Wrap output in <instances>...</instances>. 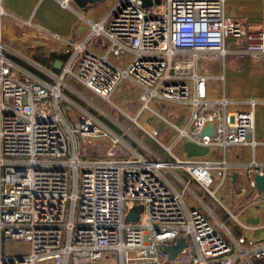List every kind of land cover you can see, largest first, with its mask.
<instances>
[{
  "label": "built area",
  "instance_id": "obj_1",
  "mask_svg": "<svg viewBox=\"0 0 264 264\" xmlns=\"http://www.w3.org/2000/svg\"><path fill=\"white\" fill-rule=\"evenodd\" d=\"M57 1L62 7L72 2ZM224 2L151 0L144 6L142 0H117L106 16L86 20L88 33L82 40L46 31L29 17L26 25L62 44L66 58L58 73L0 39V264H164L170 259L161 247L179 238L184 245L171 260L180 264L264 260V241L234 237L221 221L213 220V209L203 198L208 194L218 202L209 179L212 171L225 177L228 146L254 149L261 143L253 136L258 99H242V106L232 109L233 99L207 95V76L198 70L201 53L225 55L227 36L243 37L238 58L264 55V30L245 31L225 15ZM7 14L0 4V16ZM100 37L104 47L90 48ZM7 54L25 59L48 79L14 71ZM66 78L111 103L118 85L132 80L140 88L139 113L154 114L172 126L178 138L216 148L219 157H179L172 151L173 143L162 142L158 128H144L136 120L168 157L148 147L151 157H120L119 134L90 116L80 115L72 126L67 123L62 104L59 107L66 100L64 90L71 87ZM47 98L51 111L37 106ZM158 102L187 104L186 122L169 120L154 108ZM208 122L213 123V133L201 134ZM75 137L106 139L104 155L82 157ZM166 172H172L177 188ZM263 172L264 164L252 158L247 173ZM250 186L256 189L253 178ZM135 205L142 207L138 219L127 220ZM142 213L145 220L140 222ZM21 240L29 245L25 252L4 247Z\"/></svg>",
  "mask_w": 264,
  "mask_h": 264
},
{
  "label": "crops",
  "instance_id": "obj_2",
  "mask_svg": "<svg viewBox=\"0 0 264 264\" xmlns=\"http://www.w3.org/2000/svg\"><path fill=\"white\" fill-rule=\"evenodd\" d=\"M116 1L100 0L93 3L88 2L81 6L72 0L69 7H62L57 0H0L1 6L8 12L7 15L0 16V39L32 59L39 66H44L58 73L62 62L66 58V52L62 44L59 41L51 40L39 34L35 26L26 25L24 21L30 17L33 23L46 31L57 32L66 39L82 40L88 33L86 20H96L106 16ZM263 11L264 0H225L224 2L225 15L238 21L245 31L251 33L264 30ZM100 42L101 45L99 44ZM243 44V37L227 36L224 43L226 48L225 55L222 56L213 52L201 53L198 70L207 76V95L212 99L219 95L233 99L234 103L230 105L232 109L242 106L239 102L242 99L248 97L258 99L255 109L253 136L261 143L254 149L249 145L228 146L225 151V159L228 163L225 168V177L221 178L212 171L213 177L209 179L211 187L215 190L218 202L214 201L208 194H205L203 198L213 209L215 214L213 220L216 222L221 221L234 237L244 235L253 242H260L264 241V200L261 199V191L250 186V180L254 174L250 175L247 173V167L252 158L258 164H264V55L245 54L238 58L236 50ZM103 45L104 42L101 37L89 44L90 48L97 50H101L104 47ZM7 55L14 63V71L18 70L20 74L30 75L32 78L48 79L40 69L30 65L25 59L12 54ZM200 60L204 61L203 64L207 63L202 69L199 66ZM54 64H60V66L56 67ZM212 79L222 85H219L218 90H215L211 82ZM67 80L70 83V79ZM124 83L135 87L137 95L140 88L129 79L123 80L118 85L117 94H126ZM174 105V107H177L176 109L173 110L174 107L172 106L165 108L163 112L161 111L162 114L166 116L168 114L173 122H186V114L183 113L187 112L186 108H188V105L184 103ZM164 125V123L157 121L152 123L151 126L158 128L161 136L165 137L166 128ZM111 128L109 129L119 134L121 141H123V133L118 132L113 127ZM125 134L127 135V133ZM148 139V141L142 142L143 146L141 144L132 146L124 140L122 148L126 150L127 154H125V157H131L138 153L151 157L146 147L161 156L166 153L163 149L162 154L160 151L155 150L152 144L159 145L153 139ZM180 140L182 138H178L176 134L169 144L173 143L172 148L176 147L178 152L183 148L184 154L189 156V158L202 156L219 157L220 151L216 148L198 145L185 139H183V142ZM122 151L124 152V150ZM181 156L183 155L181 154ZM176 172L185 177L182 170L177 169ZM200 174L205 176V172L201 171ZM168 179L174 187L177 186L173 180ZM206 198H209L210 201ZM185 201L187 205H190L192 198L187 195ZM21 243L28 245L26 241L22 240L8 241L6 245L17 246ZM245 247L249 248V244L245 243ZM7 250L25 252L12 250L11 248ZM164 264L180 263L170 259ZM255 264H264V260H255Z\"/></svg>",
  "mask_w": 264,
  "mask_h": 264
},
{
  "label": "rangeland",
  "instance_id": "obj_3",
  "mask_svg": "<svg viewBox=\"0 0 264 264\" xmlns=\"http://www.w3.org/2000/svg\"><path fill=\"white\" fill-rule=\"evenodd\" d=\"M209 57V55H208ZM200 69L204 68L205 65L203 64L204 61L200 60ZM214 85L215 90H218L219 85L222 86L221 84L216 83L215 80L212 79L211 81ZM125 88V93L126 94H115L111 97V103L108 100H104L101 98L96 97L93 95L90 91L86 90L82 86H80L77 83H74V81L70 80V86L65 89V95H66V100L59 102V107H61L63 110H65V115H66V121L67 123L72 126L73 122L77 120V118L80 117V115H85V116H90L93 120H95L97 123L106 126V128H111L117 129L118 132L123 133V139L130 143L132 146H135L136 144H141L143 146L142 142L148 141L149 137L143 132L141 128L134 122L135 120L137 123L144 128H149L152 123H156L159 120L154 114H150L148 112H138L140 108V103L136 99V89L133 87L131 84H123ZM120 87V86H119ZM222 88V87H221ZM49 101V98L45 99L42 103L41 101L37 102L38 107H44L47 109V111H51L50 107L47 105V102ZM159 103V104H158ZM153 103V106L155 109L158 111H164L165 108H170L171 106L174 107V104L164 102V103ZM65 107V108H64ZM182 107V106H180ZM177 107H174L176 109ZM185 113L186 114V119L188 118V112H189V107L186 108ZM167 118L171 120L172 118L167 114ZM134 118V119H133ZM172 121V120H171ZM165 132L164 136H161L160 134V139L163 141L164 144H169L173 137L176 136V132L172 128V126L165 124ZM168 126V127H167ZM112 129V128H111ZM127 131L129 136H127L124 132ZM130 131V132H129ZM136 136V137H135ZM184 138L180 140L183 142ZM76 140V145L81 153L82 157L87 158V157H99L104 155V150L106 149L107 146V141L104 138L100 137H94V138H85L81 137L78 139L75 137ZM121 141V144L119 143L116 147L117 150V155L120 157H125L127 154L126 150L122 148V145L124 144L125 141ZM187 140V139H185ZM135 141V142H134ZM123 142V143H122ZM179 143V141H178ZM70 144V142H69ZM152 144V143H150ZM152 144L155 150L160 151L161 154L163 153V150L159 146H155ZM124 150V152L122 151ZM172 151L178 155L179 157L182 158H189L186 154L183 152V148L178 150L175 148H172ZM186 152V151H185ZM181 154L183 156H181ZM164 157H168V154L165 153L163 154ZM175 171V170H174ZM177 171V170H176ZM166 177L170 178L174 182H176V178L173 176L172 172H166ZM211 186V185H210ZM68 192H71L72 190V176L69 175V182H68ZM79 191V187H78ZM208 201H210L209 198H206ZM145 220V216L142 213L140 215V222H143ZM6 249L11 248L12 250H21V251H26L28 248V245L24 244H19L17 246H11L10 244L7 246L6 243L4 245Z\"/></svg>",
  "mask_w": 264,
  "mask_h": 264
},
{
  "label": "water",
  "instance_id": "obj_4",
  "mask_svg": "<svg viewBox=\"0 0 264 264\" xmlns=\"http://www.w3.org/2000/svg\"><path fill=\"white\" fill-rule=\"evenodd\" d=\"M76 3H78L79 5H84L86 3H93V2H97L100 0H73ZM160 0H154V2L159 3ZM151 3V0H142V5H149ZM56 67H59L60 64L56 65L54 64ZM213 123L208 122L201 130V134L203 133H208V134H212L214 129H213ZM253 180L255 183V187L257 190L259 191H264V172L262 174L259 173H255L253 175ZM141 206L140 205H135L133 208H131L129 210V212L126 214L125 218L127 220H137L139 213L141 211ZM184 245V241L182 238L176 239L174 243L172 244H168V245H163L161 247V251L163 253H165L169 259L174 258V256L178 253V251L183 247Z\"/></svg>",
  "mask_w": 264,
  "mask_h": 264
}]
</instances>
